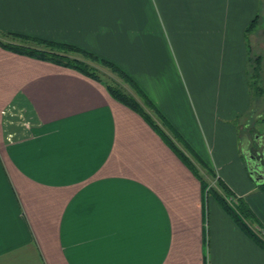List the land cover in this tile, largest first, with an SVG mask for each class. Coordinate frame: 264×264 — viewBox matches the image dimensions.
<instances>
[{
  "label": "crops",
  "instance_id": "crops-1",
  "mask_svg": "<svg viewBox=\"0 0 264 264\" xmlns=\"http://www.w3.org/2000/svg\"><path fill=\"white\" fill-rule=\"evenodd\" d=\"M259 7L0 0V38L69 43L117 65L246 202L254 230L264 192L247 169L241 121L252 105L245 29ZM0 264H264V249L103 84L0 47Z\"/></svg>",
  "mask_w": 264,
  "mask_h": 264
},
{
  "label": "trees",
  "instance_id": "trees-1",
  "mask_svg": "<svg viewBox=\"0 0 264 264\" xmlns=\"http://www.w3.org/2000/svg\"><path fill=\"white\" fill-rule=\"evenodd\" d=\"M257 20L258 15L249 23L245 29L246 33L252 30ZM1 34L6 38H12V41L9 42H5L0 38V47L6 50L76 70L103 84L112 98L139 114L147 122L181 161L199 178L203 191H205L208 196L213 197L233 217L235 222L247 236L264 249V227L258 225L260 234L251 228L250 225L257 224V220L252 211L248 208L246 202L240 197L234 196L228 186L217 176L211 167L184 142L181 136L157 110L153 102L137 83L122 69L113 62L73 44L31 37L13 32ZM246 70L248 88L251 93V104H256L259 98L264 96L262 57L261 55H256L254 58H251L250 49ZM105 73H110V75L113 74L112 77L116 76L115 78L117 80L119 79L122 84L116 80V82H114V79ZM101 76H107L108 80H104ZM110 79L113 82H111ZM122 85L126 86V90ZM255 104L253 106L251 105L252 109L250 108V111L254 109ZM153 115L156 118H154ZM178 142L195 157L200 169L178 146ZM206 178L213 179L214 185H211ZM257 187L264 192V183ZM231 199H234V202H232Z\"/></svg>",
  "mask_w": 264,
  "mask_h": 264
},
{
  "label": "rangeland",
  "instance_id": "rangeland-1",
  "mask_svg": "<svg viewBox=\"0 0 264 264\" xmlns=\"http://www.w3.org/2000/svg\"><path fill=\"white\" fill-rule=\"evenodd\" d=\"M8 40L12 41V38H8ZM247 41L249 43L250 57L254 58V56L256 55H261L262 57V74L264 76V0H260L259 19L256 22V27L248 33ZM105 74H107L109 77L113 76V74L110 75V73H105ZM101 77L106 81L108 80L107 76H101ZM115 77L116 76L112 77L114 79V82L117 81L121 83V81L119 79L117 80ZM122 86L126 90V86L124 85ZM254 104H252V106ZM255 106L252 111H249L247 113L246 118H244L241 121L242 147L247 146L248 148H250L252 153L254 151V148H258V149L262 148L264 150V96H261L259 98ZM17 115L18 117L16 123L18 125H21L23 128H26L28 124L25 123L27 120L25 119L24 114L17 113ZM244 123L247 124L245 128L243 127ZM179 146L181 147V144H179ZM184 152L188 155L191 161L200 169V166L197 160L195 159V157L192 154H190L186 149L184 150ZM207 180L209 183H211V185H214L213 179L208 178Z\"/></svg>",
  "mask_w": 264,
  "mask_h": 264
},
{
  "label": "water",
  "instance_id": "water-1",
  "mask_svg": "<svg viewBox=\"0 0 264 264\" xmlns=\"http://www.w3.org/2000/svg\"><path fill=\"white\" fill-rule=\"evenodd\" d=\"M248 172L257 185L264 183V160L257 159L250 151L244 152Z\"/></svg>",
  "mask_w": 264,
  "mask_h": 264
},
{
  "label": "flooded vegetation",
  "instance_id": "flooded-vegetation-1",
  "mask_svg": "<svg viewBox=\"0 0 264 264\" xmlns=\"http://www.w3.org/2000/svg\"><path fill=\"white\" fill-rule=\"evenodd\" d=\"M252 154H254L257 159L263 162L262 160H264V150L262 148L261 149L256 148Z\"/></svg>",
  "mask_w": 264,
  "mask_h": 264
},
{
  "label": "built area",
  "instance_id": "built-area-1",
  "mask_svg": "<svg viewBox=\"0 0 264 264\" xmlns=\"http://www.w3.org/2000/svg\"><path fill=\"white\" fill-rule=\"evenodd\" d=\"M231 201L233 202V200L231 199ZM258 234H260L259 232H260V229H259V227H256L255 229H254Z\"/></svg>",
  "mask_w": 264,
  "mask_h": 264
}]
</instances>
